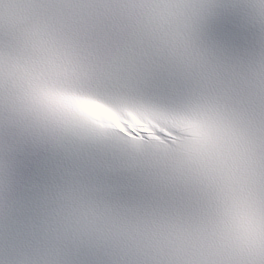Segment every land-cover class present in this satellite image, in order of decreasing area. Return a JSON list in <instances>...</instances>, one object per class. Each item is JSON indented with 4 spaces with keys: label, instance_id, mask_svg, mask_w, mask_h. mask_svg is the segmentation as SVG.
I'll use <instances>...</instances> for the list:
<instances>
[{
    "label": "snow or ice",
    "instance_id": "snow-or-ice-1",
    "mask_svg": "<svg viewBox=\"0 0 264 264\" xmlns=\"http://www.w3.org/2000/svg\"><path fill=\"white\" fill-rule=\"evenodd\" d=\"M0 264H264V0H0Z\"/></svg>",
    "mask_w": 264,
    "mask_h": 264
}]
</instances>
